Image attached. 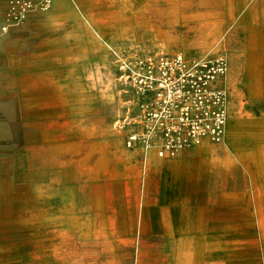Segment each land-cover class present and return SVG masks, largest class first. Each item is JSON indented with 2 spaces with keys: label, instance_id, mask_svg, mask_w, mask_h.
<instances>
[{
  "label": "rangeland",
  "instance_id": "obj_1",
  "mask_svg": "<svg viewBox=\"0 0 264 264\" xmlns=\"http://www.w3.org/2000/svg\"><path fill=\"white\" fill-rule=\"evenodd\" d=\"M160 53L227 57L207 158L126 144L121 63ZM0 198V264H264V0H0Z\"/></svg>",
  "mask_w": 264,
  "mask_h": 264
},
{
  "label": "built area",
  "instance_id": "obj_2",
  "mask_svg": "<svg viewBox=\"0 0 264 264\" xmlns=\"http://www.w3.org/2000/svg\"><path fill=\"white\" fill-rule=\"evenodd\" d=\"M227 71L222 54L186 59L160 53L122 62L121 78L133 87L138 110L123 119L130 128L127 146L172 158L204 138L221 141L229 116Z\"/></svg>",
  "mask_w": 264,
  "mask_h": 264
},
{
  "label": "crops",
  "instance_id": "obj_3",
  "mask_svg": "<svg viewBox=\"0 0 264 264\" xmlns=\"http://www.w3.org/2000/svg\"><path fill=\"white\" fill-rule=\"evenodd\" d=\"M231 132L233 133L234 129L231 130ZM204 139H206V140L201 141V143L196 148L193 149V152L195 153L196 149H197V152L200 156H204V158H207V157H209L210 154H212L216 150V146L209 144L208 143L209 139H207V138H204ZM243 147L244 146L242 144H239V142L235 146L232 143L229 145L230 149H238V151H240V152L241 151L245 152L246 149L244 150ZM184 152H186V151H184ZM152 156L157 157L155 155L154 151H149V152H147V154L145 153L144 160H146L147 157L151 158ZM157 158H159V157H157ZM161 159H171V158H161ZM186 160H190V159H186L185 157L180 155L174 161H172L170 163H164L162 165H157V166H155V168H156V170L161 171V170H164V169H162L163 166L167 165V167H168V166H171L173 164H178L180 161H186ZM186 165H187L186 163H183L182 168L186 169L187 168ZM164 171H166V170H164ZM166 172H168L170 175H173L174 177H178V179H180V180H182V178H183V179L187 180L190 185H192V182H190V179H191L190 176L192 173H188L189 177H185V176H179L178 174H175V173L173 174L172 172H169V171H166ZM178 206L176 207V209H178ZM180 228H181V226L176 228L175 231L180 230ZM167 262H168L167 264H251L250 261H246L243 259L206 258V257H191V258H183V259H172V260H169ZM246 262H249V263H246Z\"/></svg>",
  "mask_w": 264,
  "mask_h": 264
},
{
  "label": "bare ground",
  "instance_id": "obj_4",
  "mask_svg": "<svg viewBox=\"0 0 264 264\" xmlns=\"http://www.w3.org/2000/svg\"><path fill=\"white\" fill-rule=\"evenodd\" d=\"M50 2H52V0H50ZM227 122H228V120H227ZM227 122H226V126H227ZM226 126H225V130H226ZM203 140H206V139H202L201 141H203ZM201 141H199L197 144L199 145L200 143H201ZM203 149V148H202ZM209 153V152H208Z\"/></svg>",
  "mask_w": 264,
  "mask_h": 264
}]
</instances>
